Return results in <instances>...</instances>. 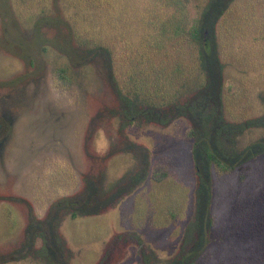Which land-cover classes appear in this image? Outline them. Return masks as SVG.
Segmentation results:
<instances>
[{
  "label": "rangeland",
  "instance_id": "1",
  "mask_svg": "<svg viewBox=\"0 0 264 264\" xmlns=\"http://www.w3.org/2000/svg\"><path fill=\"white\" fill-rule=\"evenodd\" d=\"M243 1L234 0L215 27L224 63L223 111L235 122L264 112V34L254 25L248 30ZM205 2L189 0L186 17H198ZM107 8L99 7L103 27L110 21ZM151 8L141 5L137 18L154 26L155 14L146 11ZM51 17L75 27L74 43L67 26ZM135 17L129 14L101 33L99 28L100 41L112 48L113 81L104 58L82 50L87 33L81 22L73 23L70 0H0V264H49L35 255L9 260L23 240L22 199L32 201L38 216L63 196H70L72 210L80 209L90 191L81 183L84 174L101 175L94 178L97 197L90 201L113 194L119 200L104 203L98 215L62 217L58 229L68 264H138L143 250L151 252V264H168L179 251L195 209L196 175L192 123L173 116L170 106L185 101L205 78L193 43L161 39L158 49V39L148 37L158 30ZM117 90L137 109L171 119L159 123L154 114L136 115L127 122ZM262 136L264 128L247 130L237 145ZM142 154L150 160L146 179L125 193L132 156ZM160 172L165 176L158 178ZM208 186L203 210L212 222L196 263L264 264V154L231 173L211 167Z\"/></svg>",
  "mask_w": 264,
  "mask_h": 264
},
{
  "label": "trees",
  "instance_id": "2",
  "mask_svg": "<svg viewBox=\"0 0 264 264\" xmlns=\"http://www.w3.org/2000/svg\"><path fill=\"white\" fill-rule=\"evenodd\" d=\"M70 1L75 7L73 23L81 22L84 31L87 33V36L82 41V47L85 49L83 48L82 50L89 56L101 55L105 60L106 67L113 81L114 76L111 69L112 48L108 43L103 44L100 41V33L107 27L114 28L118 25V21H122L121 18L129 16V14L132 16L136 15L135 19L138 21L144 20L137 18V15L141 11L139 10L141 5L145 7L151 6L152 10H146L147 14H155L154 20L158 24L153 21L154 26H152L149 22L150 19L144 21L150 23V26L158 30L156 36L152 34L148 35L149 39H153L154 37L158 39V49L161 48V39H166L168 43L174 38L184 39L188 44L193 43L196 46L198 65L200 71L204 74L205 82L185 101H176L170 106L173 116H187L192 123L188 130V136L193 139L191 152L196 175V187L194 190L195 209L192 219L187 222L184 228L179 251L168 264H197L196 256L201 250V244L199 242L205 238V229L212 222L210 216L203 210V205L205 202H208L210 195L208 186L209 169L214 167L216 172L220 174L231 173L243 163L254 159L258 155L264 154V136L242 148H239L237 145L238 138L245 131L264 128V112L260 115L235 122L226 119L223 111L222 90L224 63L220 57L215 27L218 20L226 14L228 6L234 0H206L199 16L193 17L190 20L186 17V3L189 0ZM244 2H246L245 6H247L245 9L246 14L247 12L249 14L246 17H248L247 20L250 22L245 23L248 30L250 31L251 26L254 25L257 31H261L264 34V0L258 4L256 0H245L243 1V7ZM102 5L108 7L107 16L110 19L108 24H104V27L102 25L100 26L101 20L98 16L99 7ZM160 6L165 7V10H158ZM51 18L54 23H63L67 26V37L74 43L79 35L75 32L76 30L74 31L75 27L73 28L63 18ZM126 20L128 21L129 18H126ZM99 28H101L100 33ZM152 43L154 44L155 40ZM244 45L241 41L239 44L240 52L236 55H242ZM259 52L263 53V50H259ZM252 53L257 54V49ZM246 60L248 66L251 67L252 62L249 57ZM239 62H243V59ZM116 92L119 94L120 102L124 103V109H136L134 100L123 95L119 90ZM262 100L264 101V96H262ZM153 119L157 120L158 115L155 114ZM170 119L171 116L166 118L162 117L161 122ZM164 176L165 172H160L158 178ZM95 189L96 187L89 189L90 191L87 194L88 201L96 197ZM103 205L98 200L92 203H84L80 205V209L76 208L72 210V215L79 211L82 212V209L83 212H97L99 207ZM143 260L142 263L138 264H150L147 258L144 257Z\"/></svg>",
  "mask_w": 264,
  "mask_h": 264
},
{
  "label": "flooded vegetation",
  "instance_id": "3",
  "mask_svg": "<svg viewBox=\"0 0 264 264\" xmlns=\"http://www.w3.org/2000/svg\"><path fill=\"white\" fill-rule=\"evenodd\" d=\"M132 109V108H131ZM153 110L150 108L148 110V107L142 108V109H134V110H122V115L125 118L127 122H132L134 120V117L136 115L144 116L145 118L151 117L154 113H152ZM158 115V119L155 120L159 123H165L161 122L162 116ZM155 116V114H154ZM135 154V153H133ZM132 154V155H133ZM134 160L133 169L129 172V175L127 176V191L125 193H129V191L135 190L145 179L147 176V172H149V166H150V160L149 155L142 154V159H139L138 156H132ZM138 158V159H137ZM101 175L95 174H84L81 179V183L85 185V189L96 187L94 184V178L99 180ZM92 184H94L92 186ZM91 186V187H89ZM123 189V188H122ZM88 191V190H87ZM85 192V194H88V192ZM97 193V192H96ZM83 194V193H82ZM116 194H113L112 196H107L109 198L104 197V199L98 198V201H101L103 204H112L115 200L118 201L119 199L114 198ZM97 197V196H96ZM70 196L67 197H61L56 199L54 202H51V205L49 208L46 209L43 214L40 216L37 215V212L35 210V205L32 203V201L29 198H24L22 201L27 206V213L26 217H23L24 224L23 227V240L18 248H16L12 253V257L9 260H18V259H26L31 255H35L39 259L46 260L49 264H68L69 262V254L68 249L65 248V239L63 236L59 233V224L62 223L63 219L62 217L64 215H68L71 218H74L76 216H82V215H98V212H76L74 215H72V204L69 202ZM111 199V200H109ZM82 204L84 203H92V201H88L87 199L84 200V198H81ZM91 200V199H90ZM108 200V201H107ZM108 205H104L106 207ZM101 207V206H100ZM99 210V209H98ZM137 237V236H136ZM38 239L39 246H35V241ZM137 239V238H136ZM137 241L141 244V240L137 239ZM67 251V254H66ZM151 252H148L146 250H143L141 252V262L144 260V257L148 259L149 263L151 264ZM7 262V261H3Z\"/></svg>",
  "mask_w": 264,
  "mask_h": 264
}]
</instances>
